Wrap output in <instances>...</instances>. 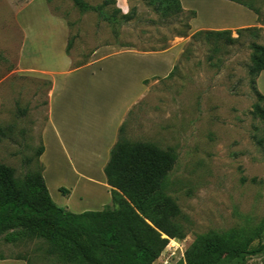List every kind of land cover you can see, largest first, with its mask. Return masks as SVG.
<instances>
[{
	"label": "rangeland",
	"instance_id": "obj_1",
	"mask_svg": "<svg viewBox=\"0 0 264 264\" xmlns=\"http://www.w3.org/2000/svg\"><path fill=\"white\" fill-rule=\"evenodd\" d=\"M83 1L100 7L106 0ZM179 1L184 13L165 19L143 0H125L126 10L117 0L102 6L107 14L133 11L130 22L118 25L82 13L72 0H0V128L8 130L0 165L18 181L45 173L52 201L73 214L101 202V210L133 208L119 190L109 187L108 195L101 187L92 139L96 133L104 139L116 114L137 99L119 126L123 136L176 156L165 182L168 200L154 213L166 245L153 264H187L211 236L237 234L264 244V96L249 75L251 46H264V0H248L257 15L226 0ZM191 12L195 18L188 20ZM183 23L190 31L182 38ZM244 29L258 31L232 46L225 38H192L228 31L237 39ZM128 49L164 56L111 55ZM100 53L110 57L99 64ZM168 66L164 77L151 76ZM54 87L60 139L52 127L43 142ZM43 144L41 160L36 154ZM48 249L44 240L0 241V257L64 264ZM241 264H264V253Z\"/></svg>",
	"mask_w": 264,
	"mask_h": 264
},
{
	"label": "trees",
	"instance_id": "obj_2",
	"mask_svg": "<svg viewBox=\"0 0 264 264\" xmlns=\"http://www.w3.org/2000/svg\"><path fill=\"white\" fill-rule=\"evenodd\" d=\"M72 1L82 13L96 12L108 23L121 25L132 19L133 11L125 15L118 9L111 14L103 11L102 6L115 5V0H106L100 7H91L83 0ZM143 1L148 2L163 19L184 13L179 0ZM226 1L258 14L251 1ZM188 15V20L195 18L194 12ZM182 28L177 36L187 37L189 24L183 23ZM257 31L240 30L237 39L231 38L228 31H199L192 38L200 35L214 40L225 38L224 44L232 46L244 33ZM251 49L249 75L256 84L259 74L264 72V46L252 45ZM258 98L262 96L258 94ZM123 131L121 126L103 172L106 184L132 201L133 208L105 206L98 212L73 214L51 200L41 174L28 173L18 181L13 170L0 165V241L15 244L44 240L49 245L46 254L64 264H153L166 245L164 229L154 213L158 208H164L168 200L165 182L176 156L172 149L164 150L153 143L128 140ZM7 134L8 130L0 128V143L8 138ZM42 153L43 147L37 151L36 157ZM60 193L65 194L66 189L61 188ZM263 253L264 244L254 242L248 236H211L202 240L201 251L187 264H241L245 259Z\"/></svg>",
	"mask_w": 264,
	"mask_h": 264
},
{
	"label": "crops",
	"instance_id": "obj_3",
	"mask_svg": "<svg viewBox=\"0 0 264 264\" xmlns=\"http://www.w3.org/2000/svg\"><path fill=\"white\" fill-rule=\"evenodd\" d=\"M118 1V3H119V5H120V8H122V9H125L126 10V6H125V0H117ZM180 4H181V2H180ZM181 7H182V5H181ZM183 10H184V8H182ZM204 28H208V27H204ZM191 34H193V33H191ZM191 34H190V36H191ZM182 40H184V39H182ZM171 43V42H170ZM177 48V47H176ZM168 50H171V51H173V50H175V48L173 49V47H171V46H169V48H168ZM62 52H63V49H62ZM100 52V51H99ZM103 52V51H102ZM125 52H129V53H133V54H143V55H147V56H155V55H162V54H164V52H160V53H151V54H147V53H141V52H138V51H135V50H124V51H121V52H118V53H114V54H111V55H115V54H120V53H125ZM102 56H103V53H100ZM162 56H164V55H162ZM108 57H110L109 55L107 56V55H104L101 59H100V61H99V64L102 62V61H104L105 59H107ZM170 57V56H169ZM170 63H171V61H170ZM170 63H169V65H170ZM93 65V63H88V65H87V67H89V66H92ZM94 67V71L96 70V69H98V68H96L95 66H93ZM168 71H169V66L166 68V70H165V73L164 72H161V73H157L156 75H151V76H153V77H160V78H162V77H164L165 75H167V73H168ZM151 78V77H150ZM139 83H141V80H139ZM256 86H257V89H258V92L262 95V96H264V72H261L260 74H259V76H258V78H257V80H256ZM55 93H56V91H55V87L52 89V99H51V102H50V104H49V109H48V124H47V126H46V129H45V131H44V134H43V142H44V140H46L47 139V134H48V130L50 129V128H52L53 127V130L55 131V134H56V136L58 137V139H60V135H59V129L57 128V126L55 125V123H54V121H55V115H54V107H53V98H54V95H55ZM137 100V99H136ZM136 100H130L129 102H128V104L126 105V106H124L123 108H122V110L120 111V112H118L117 114H116V117H115V119H114V124H113V128H112V130L107 134V136L103 139V136L102 135H100V134H98L97 135V133L95 134V136L93 137V139L92 140H95L94 141V144H93V147L94 148H92L93 150H92V155H93V164L95 165V163L96 162H94V161H96V159H95V157L97 158V159H100V164H99V166H98V168H99V171H100V175H101V180H100V184H101V187L102 188H104L105 189V191H106V193L108 194V195H110L109 194V192L107 191V189H109V186L106 184V180H105V177H104V174L102 175V171H103V168H104V166L106 165V163H107V160H108V157H109V152H110V150H111V148L114 146V144H115V135H116V132H117V130H118V128H119V126L121 125V123H122V120H123V118H124V116L126 115V113H127V111L131 108V106L135 103V101ZM103 131H105V129H103ZM105 133V132H104ZM45 144V143H44ZM44 144H43V146H44ZM47 154V152H46V145L43 147V153H42V155H41V160L44 158V156ZM97 164V163H96ZM91 166V165H90ZM93 166V165H92ZM45 171V170H44ZM102 172V173H101ZM44 173V172H43ZM45 175V173L43 174V176ZM42 176V177H43ZM78 177L80 178V179H84V180H86V181H88V182H90V183H92V184H94V182L96 181L95 180V178L94 177H92V176H87V175H82V174H79L78 175ZM44 179V178H43ZM45 181V180H44ZM45 184H46V187H47V190H48V186H47V183L45 182ZM69 192H70V195H71V192H72V190H68ZM48 193H49V191H48ZM50 195V194H49ZM69 195V196H70ZM69 196H68V198H69ZM51 198V197H50ZM52 200V199H51ZM60 203H62L61 204V206L63 205V204H65L64 202H60ZM106 203L104 202H101L100 203V205L99 206H97V207H94V208H91V209H88L89 210V212H98V211H100L101 209H99L98 207H100L101 205H105ZM84 213V212H83ZM81 214V213H80ZM22 258H16V259H11V258H4L3 260H0V264H27V262L26 261H24V260H21Z\"/></svg>",
	"mask_w": 264,
	"mask_h": 264
}]
</instances>
